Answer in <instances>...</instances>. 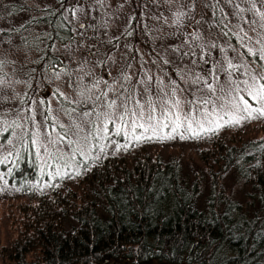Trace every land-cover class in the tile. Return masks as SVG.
Returning a JSON list of instances; mask_svg holds the SVG:
<instances>
[{
  "label": "trees",
  "instance_id": "trees-1",
  "mask_svg": "<svg viewBox=\"0 0 264 264\" xmlns=\"http://www.w3.org/2000/svg\"><path fill=\"white\" fill-rule=\"evenodd\" d=\"M24 1L0 0V40L37 52L25 66L26 98L36 89L42 70L63 67L52 45L55 40L65 42L72 33L70 7L53 6L65 0L40 6ZM132 20L119 36H131L125 33ZM90 30L82 28L83 37L96 35ZM85 41L92 52L90 40ZM157 65L167 64L159 60ZM13 121L9 117L1 123L7 127ZM13 139L7 179L23 191L36 179L35 161L26 135ZM210 149L223 164L214 172L206 169L209 182L203 204L196 203L198 177L187 185L177 161L135 156L129 164L121 155L109 154L77 176L80 182L74 187L41 192L34 203L20 205L14 235L8 247L0 249L6 257L0 264H100L107 259L126 264H264V136L237 145L217 138ZM229 167L243 184L240 200L230 197L219 179Z\"/></svg>",
  "mask_w": 264,
  "mask_h": 264
},
{
  "label": "rangeland",
  "instance_id": "rangeland-1",
  "mask_svg": "<svg viewBox=\"0 0 264 264\" xmlns=\"http://www.w3.org/2000/svg\"><path fill=\"white\" fill-rule=\"evenodd\" d=\"M24 2L30 6H40L45 3H53V0H25ZM191 3L192 0H180L178 4L169 6L163 0H159L158 3H154V0H106L104 7L101 8L96 4L95 0H65L64 3L59 2L57 4L54 2L53 6L56 8L70 7L67 20L70 24L72 35L65 42L62 43L55 40L52 45V52L62 60L61 64L63 67L60 70L51 72L42 70L39 74L41 81H36V89L31 91L26 98L23 96L25 92L23 76L28 74V69L25 66L36 59L37 52L22 45H13L12 42H7L6 39L0 40V60L4 61L3 66L0 67L2 71L0 79L5 81L3 95L0 96V131L4 127L1 122L5 120L6 124L9 117L13 118L17 124H23V129L13 126L10 132L0 136V160L7 159L8 161V153L14 140L13 138L37 131L33 124H39L43 121V117L40 115L41 111L50 108L52 115L59 118V123L65 125L69 123L70 118L64 114V109L76 106L75 101L79 99L78 93L80 91V88H77L75 83L77 81L82 88L86 85L90 86L93 81L100 79L101 81H107L110 87H116L117 92H119V85L114 82L122 72L129 74L133 81L138 78L143 79L145 73H147L154 78H162L165 83H168L169 80H175L181 87H185V85L179 79L177 73L185 66L192 68L194 72L207 75L209 65L199 64V66H193L190 63V57H185L183 60L179 59L174 64L179 56L173 51V48L176 45H184V47H188V45L185 44V36L183 34L169 35V33L176 31L175 27L169 26L172 14L179 8L180 4L185 5L182 10L189 11L188 5ZM81 7L85 10L84 13L78 11ZM222 7L228 13L232 23L235 24L236 20L232 17L233 9L226 4H222ZM62 11L64 12V9ZM92 13L91 18L88 17ZM131 16L136 18L132 20V28L134 30L131 36H119L122 30L128 26ZM157 16L167 17L168 24H165L163 19L158 21L155 18ZM191 16L192 19L186 22L184 28L180 30L181 33H189L195 29L202 34L205 41L218 43L221 49H227L229 57L235 55L229 45L235 43L234 46H238L237 38L224 37L218 26L209 27L208 22L211 19V12L209 8L202 6L201 0H196L195 8L191 10ZM84 21L93 24L106 21L108 24L107 35L102 30L88 28L91 29L89 32H94L96 35L94 37L87 35L81 38L82 28L79 27V24ZM86 39L90 40L93 47V54L91 55L90 46L85 41ZM110 40L112 47L107 48ZM197 51L199 52V50ZM221 59V51L219 49H211V60L214 62ZM159 60H167L169 63L158 66ZM172 64L174 66H171ZM89 72L91 73L90 76L88 75ZM217 75L220 77V82H223L224 74L217 71ZM103 86V83H101L100 87L103 88ZM187 86L192 87L191 85ZM139 91H142V88L137 85V94ZM180 95L185 100L191 98L186 93H180ZM23 100L25 103H23ZM69 101L73 103L69 104ZM29 108H31V112ZM186 108L187 106H185V110ZM100 110V108H97V112ZM104 110L108 111V109ZM30 115L34 116L35 119H28ZM116 115H119V113L116 112ZM101 123H106V121H98V126ZM117 124H119V121H117ZM108 125L109 132H111L114 126L110 123ZM42 127L47 129L49 125L43 124ZM85 127L87 131H93L91 126ZM137 131L141 130L138 129ZM57 133H59V129L53 135L55 136ZM258 136H264V118L248 121L240 128H226L217 135L205 136L201 139L180 140L177 138L167 142L144 143L127 152L121 151L115 156L121 155L129 164L135 158L138 159V156H148L150 159L157 157L161 161L168 159L177 161L180 165L179 172L182 180L187 185L191 184L195 176L198 177L196 203L200 205L203 204L201 201L208 190L209 181L206 169L211 168L214 172L215 169H220L223 164L218 155L212 154L214 151L210 149L211 141L218 138L237 145L247 138ZM26 137L30 141L29 144H31L29 137L27 135ZM73 139L76 138L73 137ZM113 140L123 142V140L115 139V137H113ZM95 142L92 136H89L88 145H83L81 142L80 146L87 153L85 157H81L78 153H73L72 149L77 145L69 147L67 143H60L59 149L64 153L65 157V159L60 160L51 159L48 156V152L44 151L43 148H41L38 158L36 148L31 144L35 161L34 175L36 179L34 181L30 180L27 183L28 188L23 189V191L7 183L6 191L0 192V249L7 248L9 240L14 235L13 225L19 219L21 204L34 203L37 194L41 192L56 190L61 186L72 187L77 182H80L77 176L59 178L54 177L53 173L58 165L62 166L65 162L72 165V167H61V172L71 173L73 168L79 170V163L87 160L88 156L93 153L95 154L94 150L89 152V147ZM114 147V144L109 146V154ZM48 151H52V149H48ZM7 174L6 163H0V176H3L8 182ZM219 179L224 184L225 190L230 197L236 200L241 199L244 194L242 190L243 184L236 178L231 167ZM0 184H2V181H0ZM67 221L65 220L64 223L66 224ZM2 259H6V257L0 252V263ZM100 264L126 263L122 260L107 259ZM144 264L164 263L150 261Z\"/></svg>",
  "mask_w": 264,
  "mask_h": 264
},
{
  "label": "snow or ice",
  "instance_id": "snow-or-ice-1",
  "mask_svg": "<svg viewBox=\"0 0 264 264\" xmlns=\"http://www.w3.org/2000/svg\"><path fill=\"white\" fill-rule=\"evenodd\" d=\"M95 2L102 8L106 0H95ZM158 2L159 0H154V3ZM163 2L171 6L178 4L180 0H163ZM201 3L202 6L210 9L211 19L208 22L210 28L218 26L224 37L237 38L238 46L229 45L235 55L229 57L227 49H221L218 43L205 41L202 34L195 29L189 33H181L180 30L184 28L186 22L192 19L191 10L195 8L196 0H192L188 5L189 11L182 10L185 5L180 4L172 14L169 25L175 27L176 31L169 35L183 34L188 47L176 45L173 51L181 60L190 57L193 66L208 64L207 75L194 72L192 68L185 66L177 73L185 85L181 87L175 80L165 83L162 78L157 79L147 73L143 79L138 78L133 81L129 74L122 72L114 82L119 85V92L116 87H110L107 81L100 79L82 88L78 81L75 82L77 88H80L79 99L75 101L76 106L64 109V114L70 118L69 123L67 125L59 123V118L54 117L49 108L40 112L43 121L33 124L37 131L26 133L31 144L36 148L37 157L39 158L43 148L53 160L65 159L64 153L59 149L60 143H67L69 147L77 145L72 149L73 153L85 157L87 153L80 146L81 142L83 145H88L89 136L95 139L96 142L89 147V152L94 150L95 154L81 161L79 170L73 168L71 173L61 172V167H72L65 162L64 165L56 167L54 177H75L86 174L91 170L90 165L99 164L102 159L107 158L111 144L115 147L110 154L115 156L121 151L127 152L144 143L167 142L177 138L201 139L205 136L217 135L226 128H240L248 121L264 118V0H201ZM222 4L233 9L232 17L236 20L235 24L229 19ZM78 11L85 12L82 7ZM155 18L158 21L163 19V22L168 24L167 17ZM79 27L102 30L107 35L108 24L105 21L99 24H79ZM133 30L130 24L125 34L131 35ZM80 36L83 38L84 33L81 32ZM211 49H219L222 59L213 62ZM91 54L93 53L90 51ZM3 63L4 61L0 60V67ZM164 63L169 62L165 60ZM217 71L224 74L223 82H220ZM88 75L90 76L91 73L89 72ZM101 83L104 85L103 88L100 87ZM4 85L5 81L0 79V96L3 95ZM137 85L142 88L138 94ZM180 93H186L191 98L185 100ZM185 106H187L186 110ZM97 108L101 110L97 112ZM29 111L31 112V108ZM116 112L119 115H116ZM28 119L34 120L35 117L30 115ZM101 120L106 123L98 126L97 122ZM109 123L114 126L111 132L107 126ZM43 124L49 127L44 129ZM13 126L23 129V124L13 121L11 125L0 131V136L10 132ZM85 126H91L93 131H87ZM57 129L59 133L54 136L53 133ZM138 129L141 131L138 132ZM113 137H123V142L113 140ZM11 155L12 153H9V156ZM7 162V159L0 160V163ZM8 174H11V169ZM0 181H2L0 192L6 191L7 180L0 176Z\"/></svg>",
  "mask_w": 264,
  "mask_h": 264
}]
</instances>
